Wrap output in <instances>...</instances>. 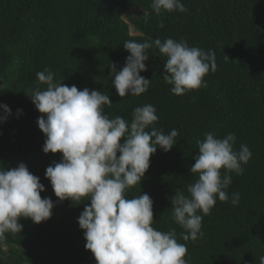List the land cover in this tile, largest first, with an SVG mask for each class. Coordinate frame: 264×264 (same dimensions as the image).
I'll use <instances>...</instances> for the list:
<instances>
[{"label": "trees", "instance_id": "16d2710c", "mask_svg": "<svg viewBox=\"0 0 264 264\" xmlns=\"http://www.w3.org/2000/svg\"><path fill=\"white\" fill-rule=\"evenodd\" d=\"M181 2L186 12L157 15L151 0H0V104L11 109L7 120L0 122V168L24 163L44 185L41 198L54 203L46 221L36 224L21 218L19 233H5L0 264H96L84 247V231L78 225L90 201H59L45 178L46 168L58 163L61 154L42 151L46 137L36 123L42 114L27 96L37 85V72L45 68L55 74L54 82L109 95L112 104L103 107L109 118L120 116L130 122L134 108L151 104L159 118L154 127L165 134L178 130L173 147L168 152L157 148L144 178L125 196H150L153 228L175 229L177 241L187 245L188 264H261L264 0ZM157 38L184 40L190 47L213 51L216 70L204 77L206 87L181 96L172 94L171 85L162 79L166 58L153 46L146 50V71L140 73L151 81L149 89L139 96L119 97L109 64H115L117 71L123 68L129 55L125 41ZM40 87L43 90L46 85ZM210 131L218 138L235 134L234 147L238 150L245 144L252 155L242 175L231 174L232 182L225 190L230 197L238 192L239 203L233 206L230 200L217 199L203 217V236L183 241V229L172 220L170 200L177 190L187 195V186L195 182L197 177L189 169L198 152L197 140Z\"/></svg>", "mask_w": 264, "mask_h": 264}, {"label": "clouds", "instance_id": "9594fccd", "mask_svg": "<svg viewBox=\"0 0 264 264\" xmlns=\"http://www.w3.org/2000/svg\"><path fill=\"white\" fill-rule=\"evenodd\" d=\"M151 8L157 15L187 11L181 0H151ZM153 46L166 58L162 79L171 85L174 95L206 87L204 77L216 70L213 51L190 47L184 40H127L123 47L129 55L123 68L117 71L115 64H109L111 83L119 97L139 96L149 89L151 81L140 73L146 71V50ZM54 75L47 68L37 72V85L27 96L42 114L36 121L46 137L42 151L61 154L60 161L45 170L54 195L59 201H90L78 217L85 249L93 254L96 264H188L187 245L177 241L175 229L162 232L153 228L150 196H125L140 184L157 148L168 152L173 147L178 130L165 134L154 127L159 118L151 104L134 108L130 122L120 116L109 118L103 110L112 104L109 95L54 82ZM42 84L46 85L43 90ZM0 109L4 112L0 122H4L11 109L3 104ZM235 142L233 133L218 138L211 131L202 141L197 140L198 152L189 169L197 178L187 186V195L177 190L170 200L172 220L183 229V241L203 236V217L210 214L217 199L230 200L233 206L239 203L238 192L230 197L225 190L232 182L231 174H243V165L252 153L245 144L237 150ZM44 190L39 177L24 163L0 168V241L5 233L22 230L21 218L36 224L50 218L54 203L41 198ZM260 260L264 264V257Z\"/></svg>", "mask_w": 264, "mask_h": 264}, {"label": "rangeland", "instance_id": "374dc122", "mask_svg": "<svg viewBox=\"0 0 264 264\" xmlns=\"http://www.w3.org/2000/svg\"><path fill=\"white\" fill-rule=\"evenodd\" d=\"M133 11L134 12H136L137 10L136 9H133ZM131 31L133 32V33H135V30L131 27Z\"/></svg>", "mask_w": 264, "mask_h": 264}]
</instances>
